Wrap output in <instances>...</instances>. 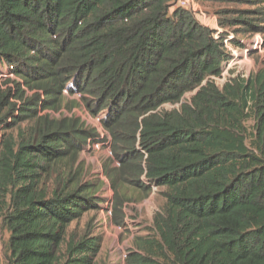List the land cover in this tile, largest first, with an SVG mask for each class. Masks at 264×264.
I'll use <instances>...</instances> for the list:
<instances>
[{"label":"trees","instance_id":"16d2710c","mask_svg":"<svg viewBox=\"0 0 264 264\" xmlns=\"http://www.w3.org/2000/svg\"><path fill=\"white\" fill-rule=\"evenodd\" d=\"M194 1L216 8L219 39L176 0H0V71L18 80L0 89V130L32 122L1 144L6 264H94L99 253L95 239L66 240L98 209L91 187L49 186L97 141L74 120L40 115L64 93L104 114L125 182L162 190L125 264H264V69L214 83L226 37L241 47L235 37L264 34V0ZM12 101L22 102L15 117Z\"/></svg>","mask_w":264,"mask_h":264},{"label":"rangeland","instance_id":"374dc122","mask_svg":"<svg viewBox=\"0 0 264 264\" xmlns=\"http://www.w3.org/2000/svg\"><path fill=\"white\" fill-rule=\"evenodd\" d=\"M194 3L193 15L196 21L214 31V38L219 39L224 31L219 28L218 18L213 14L216 8L196 1ZM229 37L232 39L233 35H229L226 38L228 40H224L228 41L224 45L229 59L223 65L222 77L214 80L218 88L230 77L246 78L251 73L264 69V34L250 38L235 37L241 43V47L231 44ZM255 42L258 44L257 48L253 46ZM7 80L18 81L8 75L0 78L1 90L12 87V84H5ZM63 95L65 101L57 111L50 110L40 115L47 114L51 119L74 120L79 124V128L94 132L96 136L94 140H97L88 141L73 163L57 167L49 184L52 187L60 182V185H67L69 190L76 188L75 186H89L94 197L98 199V209L84 214L79 222L73 223L68 228L66 240L68 241L72 235L76 237V240L83 236L87 239H95L100 249L94 264H125L122 256L128 254L133 248V240L150 234L152 219L164 206L162 190L154 188L145 195L132 188L131 182H125L123 176L117 174L121 170V163L112 151L111 138L104 130L101 119L100 122L98 121V118L104 117V114L97 116L90 114L79 95L70 96L67 93ZM190 96V94L185 96V99H189ZM12 103L16 106L15 117L20 114L19 108L22 102L12 101ZM165 109H172V107L165 106ZM7 122H14V118H10ZM31 124L32 122L25 121L6 132L0 130V152L4 139L13 138L14 141H18L19 131L28 133ZM251 124L247 122L246 127L250 128ZM116 194L122 199L118 215L120 219L113 216V202ZM117 219L120 220L118 224L115 223ZM8 236L7 231L0 224V264H6Z\"/></svg>","mask_w":264,"mask_h":264},{"label":"built area","instance_id":"2783aa9c","mask_svg":"<svg viewBox=\"0 0 264 264\" xmlns=\"http://www.w3.org/2000/svg\"><path fill=\"white\" fill-rule=\"evenodd\" d=\"M176 4H177V6L183 8V9L189 10L191 13L195 12L194 0H176ZM229 39H231V38L229 37ZM225 40H228V39H225ZM227 42L228 41H224V43H227ZM257 45H258L257 42H255L253 45L254 48H257ZM7 73H8V71L5 68L1 69L0 78H3L4 76L6 77L8 75ZM9 77H11V76H9ZM98 121H100V118H98ZM108 214H110V212H108ZM126 257H127V254H123L122 259L126 260Z\"/></svg>","mask_w":264,"mask_h":264},{"label":"clouds","instance_id":"9594fccd","mask_svg":"<svg viewBox=\"0 0 264 264\" xmlns=\"http://www.w3.org/2000/svg\"><path fill=\"white\" fill-rule=\"evenodd\" d=\"M225 47V46H224ZM226 49V48H225ZM103 114V113H102ZM101 119V121L104 119V117L100 116L99 117ZM100 122V121H99ZM143 179V178H142ZM152 189H154V187H152Z\"/></svg>","mask_w":264,"mask_h":264}]
</instances>
